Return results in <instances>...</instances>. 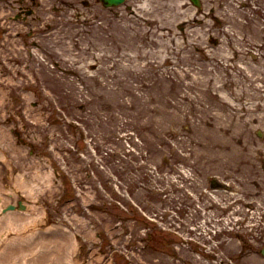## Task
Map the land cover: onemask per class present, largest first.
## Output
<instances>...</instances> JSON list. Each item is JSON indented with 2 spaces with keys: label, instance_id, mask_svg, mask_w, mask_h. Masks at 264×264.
Listing matches in <instances>:
<instances>
[{
  "label": "rangeland",
  "instance_id": "rangeland-1",
  "mask_svg": "<svg viewBox=\"0 0 264 264\" xmlns=\"http://www.w3.org/2000/svg\"><path fill=\"white\" fill-rule=\"evenodd\" d=\"M87 1L58 0V33L28 55L38 34L0 0L2 202L9 172L42 186L26 202L68 225L76 263L264 264V0Z\"/></svg>",
  "mask_w": 264,
  "mask_h": 264
},
{
  "label": "bare ground",
  "instance_id": "bare-ground-1",
  "mask_svg": "<svg viewBox=\"0 0 264 264\" xmlns=\"http://www.w3.org/2000/svg\"><path fill=\"white\" fill-rule=\"evenodd\" d=\"M234 138L232 137V140ZM219 148L229 152L232 150V144L222 143ZM50 175V173L40 175L35 172L37 181L44 184L47 189L54 185ZM7 177L10 180L8 187L16 196L14 203L23 205L26 210L7 209L5 208L7 203L4 204L0 197V264L76 263L77 245L73 233L62 227L60 223H55L53 227L56 228V232L50 228V232L44 234L39 223L45 218V211L40 206L26 202L25 194L31 195L36 187L39 190L43 187L36 185L34 181L27 182L21 175L13 176L9 172ZM12 178L13 185H11Z\"/></svg>",
  "mask_w": 264,
  "mask_h": 264
},
{
  "label": "water",
  "instance_id": "water-1",
  "mask_svg": "<svg viewBox=\"0 0 264 264\" xmlns=\"http://www.w3.org/2000/svg\"><path fill=\"white\" fill-rule=\"evenodd\" d=\"M119 1H121V0H107L108 3H117ZM263 253H264V250H263Z\"/></svg>",
  "mask_w": 264,
  "mask_h": 264
}]
</instances>
